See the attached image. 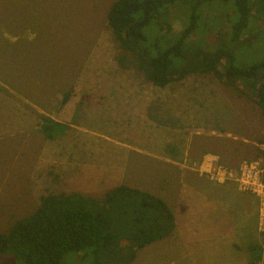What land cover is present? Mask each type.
I'll list each match as a JSON object with an SVG mask.
<instances>
[{
  "label": "rangeland",
  "instance_id": "374dc122",
  "mask_svg": "<svg viewBox=\"0 0 264 264\" xmlns=\"http://www.w3.org/2000/svg\"><path fill=\"white\" fill-rule=\"evenodd\" d=\"M114 1L0 0V232L30 215L41 196L79 190L75 192L96 199L94 207L109 218L115 238L112 251L117 250L116 258L123 259L119 256L126 253L124 233L135 220L140 199L127 200L124 207L116 208V204L102 202L103 194L122 183L159 198L166 190L156 183L162 177H168L171 186L181 175L212 181L204 166V174L200 173L208 152L218 154L217 163L229 169L244 160L264 162V116L253 101L213 75H190L157 88L129 64L119 65L117 59L123 53L106 22ZM178 17L173 24L177 31L183 24L182 15ZM260 17L248 31L251 42L234 50L238 66L264 60V14ZM224 24L219 17L205 20L198 27L199 37L214 44L211 30L215 34L226 31ZM144 34L156 37L153 25ZM45 118L53 121H45V133L50 137L46 152L41 150L46 136L35 131ZM87 137L97 140L90 146L96 148L91 160L103 174L91 168L93 177L86 185L78 179L63 181L58 161L64 158L61 153L66 155L67 141L84 142ZM152 141H161L162 149L173 143L176 159L172 164L159 162L153 156L159 152L151 149L143 154L129 151L124 178L102 181L105 170L100 166L114 162L107 150L112 142L133 147L142 143L148 149L147 143ZM80 148L83 161L88 151L83 144ZM226 183L236 186L232 181ZM194 191L198 196L188 198L200 204L201 197ZM165 198L173 213L176 203ZM179 206L185 210L184 205ZM183 221L174 220L171 234L139 251L131 264H248L250 255L240 247L222 249L220 257L210 255L214 246L205 241V224L200 226L198 212L188 225H182ZM208 234L211 236L210 231ZM262 238L264 242V235ZM89 251L82 261H73L80 255L70 254L62 264H91L97 256ZM262 254L259 264H264ZM0 264L16 262L0 256ZM103 264L122 262L109 259Z\"/></svg>",
  "mask_w": 264,
  "mask_h": 264
},
{
  "label": "trees",
  "instance_id": "16d2710c",
  "mask_svg": "<svg viewBox=\"0 0 264 264\" xmlns=\"http://www.w3.org/2000/svg\"><path fill=\"white\" fill-rule=\"evenodd\" d=\"M263 14L264 0H115L106 22L123 53L117 59L119 65L129 64L154 87L164 88L190 75H213L253 101L264 116V60L242 67L234 57L235 49L251 42L248 31L258 23L254 19L258 21ZM178 15H182L183 24L180 21L177 31L173 24ZM213 17L224 19L226 31L215 34L211 30L216 42L210 45L199 37L198 27ZM152 25L156 37L148 38L144 30ZM46 120L53 123L42 119L40 132L49 139ZM136 198L140 204L124 233L122 248L126 253L119 256L123 259L116 258L117 250L112 251L115 238L111 223L94 207L96 199L77 192L41 196L30 215L0 232V256L10 257L16 264H62L70 254L80 255L73 261H82L91 250L98 257L91 264H101L99 257L102 264L109 259L131 264L139 251L170 235L174 228L168 204L146 192L120 185L101 199L119 208ZM262 252L264 244L249 246L248 264H259Z\"/></svg>",
  "mask_w": 264,
  "mask_h": 264
},
{
  "label": "crops",
  "instance_id": "0c3cea01",
  "mask_svg": "<svg viewBox=\"0 0 264 264\" xmlns=\"http://www.w3.org/2000/svg\"><path fill=\"white\" fill-rule=\"evenodd\" d=\"M40 125L41 124L38 123V128H36L35 131L37 134H41L45 137V135L40 132ZM83 140L84 142H82L80 139H69V141H67V150H63L66 155L61 153L64 158L58 161V167L59 173L61 175L59 178H62L63 181L78 179L79 181L83 182L82 184L86 185L88 181L90 183V180L93 177V173L90 172V169H99L96 168V162L91 160V155H94L96 148H90L92 144L96 145L95 142H97V140H93L90 137L84 138ZM49 142V139L45 137L41 150L44 149V152L48 151L50 149ZM160 142L155 143V141H152L151 143H147L149 146L148 149H143L141 147L142 143L140 144L139 142L138 143L140 146L136 147L127 145L126 143L112 142L113 147L107 150L110 151L111 158L114 162L105 164L104 162H101L103 165L100 167L105 170V175L102 176L104 179H102V181L109 182L110 180L124 178L126 167L128 165L127 152L129 151H135L138 153L142 152L143 154L147 150L151 149L152 152H159L162 154L164 153L166 155L163 157L159 153L153 154V156L155 155L154 157L158 158L159 162L163 161L167 164H172L174 159H176L173 155V153H176V147L172 145L173 143L171 145L168 143V145H165L162 149ZM81 144H83L85 148L83 150L88 151V158L83 161L79 159ZM205 154H207L205 157L208 159H215L216 161L220 157L218 154L212 152ZM70 155L71 158H69ZM72 158L73 160H70ZM84 166L88 169L85 172L82 170L83 168H81ZM99 174H103V171L100 170ZM82 176L83 178H81ZM176 178L177 182L172 186L168 177H162L159 180H156L157 184L163 185L166 189V193L163 191L160 192V194H162L159 196V198L166 202L165 197H168L167 201L170 198L171 202L174 201V203H176V208L173 211V215L174 220L179 224L182 223L183 219H185V221H183L185 224L183 223L182 225H188V223H191V219H193L197 212L200 214V226L205 224L202 230L205 241L208 245L213 243L212 245L214 246L210 255L220 257L222 254V249L230 250L234 249V247H240L242 252L247 253V249L251 245H256L258 243L260 245L262 244L263 246V238L257 228L258 201L255 197L241 193L233 183L215 184L213 181H208L199 175H192L191 177L181 175L177 176ZM194 184H196V186H193ZM120 185H122V183L118 186ZM115 187L117 186H112V188ZM185 189L188 191L186 194L183 193L185 192ZM194 190H196L201 197V199H199L200 204H198L196 201H193V199L188 198V196H198ZM75 191L79 190H74L72 192L62 191L57 193H75ZM180 204L184 205V211L180 210V207H182L179 206ZM209 231L211 236L208 234ZM240 249L237 248L235 250L237 253H240Z\"/></svg>",
  "mask_w": 264,
  "mask_h": 264
},
{
  "label": "built area",
  "instance_id": "2783aa9c",
  "mask_svg": "<svg viewBox=\"0 0 264 264\" xmlns=\"http://www.w3.org/2000/svg\"><path fill=\"white\" fill-rule=\"evenodd\" d=\"M204 163L200 167L202 175L205 172L210 180L219 184L232 181L240 192L257 199V228L264 235V162L261 159L244 160L234 169L219 165L215 159H206Z\"/></svg>",
  "mask_w": 264,
  "mask_h": 264
}]
</instances>
